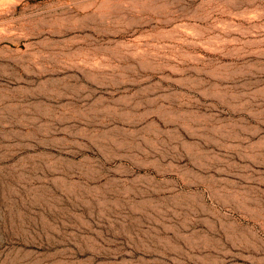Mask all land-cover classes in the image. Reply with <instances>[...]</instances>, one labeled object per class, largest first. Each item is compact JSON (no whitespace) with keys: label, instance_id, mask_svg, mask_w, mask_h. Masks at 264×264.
I'll return each instance as SVG.
<instances>
[{"label":"rangeland","instance_id":"rangeland-1","mask_svg":"<svg viewBox=\"0 0 264 264\" xmlns=\"http://www.w3.org/2000/svg\"><path fill=\"white\" fill-rule=\"evenodd\" d=\"M0 31V260L261 264L264 0H0Z\"/></svg>","mask_w":264,"mask_h":264},{"label":"bare ground","instance_id":"bare-ground-1","mask_svg":"<svg viewBox=\"0 0 264 264\" xmlns=\"http://www.w3.org/2000/svg\"><path fill=\"white\" fill-rule=\"evenodd\" d=\"M5 33L3 32V31H0V39H3V36H1V35H4ZM190 34V33H189ZM187 35H188V33H187ZM180 119V118H179ZM213 131V130H212ZM127 172V171H126ZM146 173V172H145ZM148 178V177H147ZM154 178V177H153ZM135 179V178H134ZM135 181V180H134ZM191 184V183H190ZM186 185V184H185ZM192 185V184H191ZM188 186V185H187ZM186 186V187H187ZM193 186V185H192ZM195 186V185H194ZM182 188V187H181ZM180 188V189H181ZM191 188V187H190ZM196 188V187H195ZM185 189V188H184ZM187 189V188H186ZM189 189V188H188ZM193 189V188H192ZM153 190V189H152ZM169 191H171V192H177L178 191V189H177V187H173V189H171V190H169ZM147 192V191H146ZM182 192V191H181ZM199 192V191H198ZM197 192V193H198ZM206 192V191H205ZM204 192V193H205ZM207 193V192H206ZM187 194V193H186ZM178 195V194H177ZM179 195H181V194H179ZM176 196L175 195V198L176 197H180V196ZM209 195V194H208ZM183 196V199H187V201H191V204H194V203H197V205H199L200 207H202L201 208V210L202 209H204L203 211H205V213L207 212V214H209L210 216H212L213 218H215V219H217L220 223H222V225H223V228H224V226H225V228L226 229H228V231H230V232H233V234H235V235H237L238 234V231H240L239 229H238V227H240L241 226V224L238 222V221H236V219H232L231 217H232V214H233V211H228L227 210V212H223V210L222 209H219L216 205H213V204H208V202L206 201V199H205V197L204 196H202V195H200V196H193L192 198H189L190 197V195H181V197ZM180 197V198H181ZM213 197V196H212ZM177 198V199H178ZM210 198V197H209ZM177 199H175L176 201H178ZM182 199V198H181ZM151 200V199H150ZM186 201V200H185ZM197 201H199V203L197 202ZM212 201V200H211ZM214 201V200H213ZM177 203V202H176ZM184 203L185 202H183V206H185L184 205ZM188 203V202H187ZM212 203V202H211ZM191 204H190V202H189V205L191 206ZM188 205V204H187ZM189 206V207H190ZM187 207V206H186ZM199 207V208H200ZM224 207V206H223ZM196 208V207H195ZM190 209H191V207H190ZM194 210V209H193ZM203 211H202V213H203ZM225 211V210H224ZM191 212V211H190ZM204 213V214H205ZM208 218V217H207ZM243 218L245 219V216H243ZM247 219V218H246ZM210 220V219H209ZM214 224H216V223H214ZM221 225V224H220ZM225 229V230H226ZM241 229V228H240ZM243 230V229H242ZM248 230V229H247ZM248 233V232H247ZM241 234V233H240ZM239 234V235H240ZM243 234V236L245 235L244 234V232L242 233ZM254 234V233H253ZM251 235V234H250ZM234 236V235H233ZM254 237H256V236H254ZM237 239V238H236ZM247 239V238H246ZM245 239V240H246ZM249 239V238H248Z\"/></svg>","mask_w":264,"mask_h":264},{"label":"clouds","instance_id":"clouds-1","mask_svg":"<svg viewBox=\"0 0 264 264\" xmlns=\"http://www.w3.org/2000/svg\"><path fill=\"white\" fill-rule=\"evenodd\" d=\"M112 109H108V112L111 113ZM187 162V161H186ZM249 247L252 248L251 253H246V254H251L253 255L254 258H258L261 262V264H264V249L259 247L257 249L255 246L249 244ZM15 257L13 256L12 253H9V255L5 256L2 260H0V264H13ZM243 264H251V262L244 260Z\"/></svg>","mask_w":264,"mask_h":264}]
</instances>
